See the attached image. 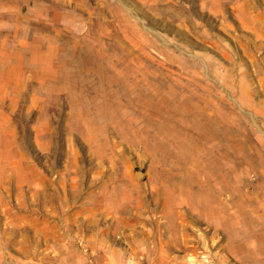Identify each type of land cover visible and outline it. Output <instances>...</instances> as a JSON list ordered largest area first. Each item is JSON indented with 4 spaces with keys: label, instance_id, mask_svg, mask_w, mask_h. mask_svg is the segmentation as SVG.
Masks as SVG:
<instances>
[{
    "label": "rangeland",
    "instance_id": "obj_1",
    "mask_svg": "<svg viewBox=\"0 0 264 264\" xmlns=\"http://www.w3.org/2000/svg\"><path fill=\"white\" fill-rule=\"evenodd\" d=\"M0 264H264V0H0Z\"/></svg>",
    "mask_w": 264,
    "mask_h": 264
}]
</instances>
